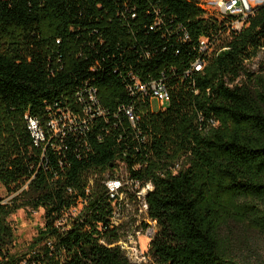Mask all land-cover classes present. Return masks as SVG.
<instances>
[{"label":"trees","instance_id":"obj_1","mask_svg":"<svg viewBox=\"0 0 264 264\" xmlns=\"http://www.w3.org/2000/svg\"><path fill=\"white\" fill-rule=\"evenodd\" d=\"M231 21L202 0H0V264H254L232 225L264 233V68H249L264 7L241 31ZM136 78L162 81L166 108L132 93ZM91 89L103 109L92 117ZM64 111L76 122L56 132ZM110 179L128 182L118 224ZM136 180L152 186L156 222L144 263L117 244L148 226L136 225ZM21 208L43 209L44 224L14 251Z\"/></svg>","mask_w":264,"mask_h":264},{"label":"built area","instance_id":"obj_2","mask_svg":"<svg viewBox=\"0 0 264 264\" xmlns=\"http://www.w3.org/2000/svg\"><path fill=\"white\" fill-rule=\"evenodd\" d=\"M205 7L215 12L219 17H229L232 19L230 23V27L234 31H241L244 26L247 24L248 19L251 15H253L257 8L264 7V0H207L204 2ZM206 47V41H201V49L204 50ZM203 62L201 59L197 60L193 67L196 71H200L203 68ZM132 93H139L142 96L149 97L152 102V108L154 107V101L159 103L158 109H164L169 104L171 97L170 92L167 86L162 81H150L143 82L140 79L136 78L134 81L133 87H130ZM82 99V98H80ZM89 103L85 107V114L87 116H93L95 113L102 114L103 109L99 106L97 92L95 89H91L88 93ZM125 114L132 125L135 126L139 117L136 115L133 106H126L124 108ZM76 122V115L71 111H64L61 113V117L54 121L50 122L52 128L59 132L63 127L67 124H72ZM29 129L32 133V136L35 139L36 143H39L45 139L43 131L40 129L39 123L35 119H29ZM107 187L111 197L114 199V206H116V211L114 212L113 222L115 224L124 222L126 220V216L123 215L122 211H120L118 204V200H125V195L121 191V189L128 184L122 179H110L107 181ZM132 190L135 192L139 199V206L137 214L134 212V209L127 204L129 210L132 213H135L137 218V224L141 225L144 220L147 222L148 226L143 229L133 227L134 230L130 231L127 236L120 241L117 242L118 245L125 251L124 245L129 241L132 236H138L140 234H145L147 238L151 241L152 237L156 232V222L151 220L147 214V203L145 200V194L148 190L152 189L150 184L142 186L138 180L131 181ZM82 207V203H79L78 206L74 207L72 210L73 216L77 215ZM134 226V225H133ZM126 252V251H125ZM127 253V252H126ZM128 255V254H127ZM147 258V254H145ZM148 259V258H147ZM131 260V259H130Z\"/></svg>","mask_w":264,"mask_h":264},{"label":"rangeland","instance_id":"obj_3","mask_svg":"<svg viewBox=\"0 0 264 264\" xmlns=\"http://www.w3.org/2000/svg\"><path fill=\"white\" fill-rule=\"evenodd\" d=\"M264 66V53H260L257 58L249 63L251 70L260 72ZM154 107L159 108V103L154 101ZM11 197V196H10ZM8 199L6 188L0 182V200ZM43 209L32 211L30 209H18L9 217V222L15 232V250H24L26 246L35 238L39 230L43 227ZM234 241L238 245V255L247 258L254 264H264V233L253 229H246L232 225ZM150 243L145 234L132 236L124 245L125 251L133 263L147 262L145 254Z\"/></svg>","mask_w":264,"mask_h":264},{"label":"crops","instance_id":"obj_4","mask_svg":"<svg viewBox=\"0 0 264 264\" xmlns=\"http://www.w3.org/2000/svg\"><path fill=\"white\" fill-rule=\"evenodd\" d=\"M203 2L207 1V0H202Z\"/></svg>","mask_w":264,"mask_h":264}]
</instances>
